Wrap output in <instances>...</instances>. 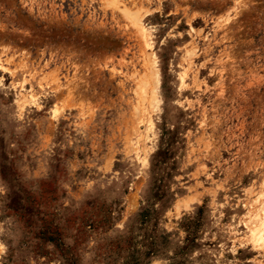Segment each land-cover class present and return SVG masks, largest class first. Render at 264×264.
<instances>
[{"label":"rangeland","instance_id":"obj_1","mask_svg":"<svg viewBox=\"0 0 264 264\" xmlns=\"http://www.w3.org/2000/svg\"><path fill=\"white\" fill-rule=\"evenodd\" d=\"M240 1L0 0V264H264V0Z\"/></svg>","mask_w":264,"mask_h":264},{"label":"bare ground","instance_id":"obj_2","mask_svg":"<svg viewBox=\"0 0 264 264\" xmlns=\"http://www.w3.org/2000/svg\"><path fill=\"white\" fill-rule=\"evenodd\" d=\"M131 15H133L136 18L138 13L137 12L136 13H132ZM228 21H230V16L225 17L223 21L219 22V25L221 26V24L223 22H228ZM151 62H152V65H154L153 66V70H151L149 72V74L147 75V78L145 77L146 79L141 80V85H140L139 89L144 94L143 95L144 100L148 97V89H151V93H152L151 97H152V100H153L152 104H156L158 95H157V87L155 85H157V83H158L157 74L159 73V70L157 69L158 67H157V64H156L155 60L152 59ZM155 67H156V69H154ZM152 78L155 81L157 80L155 85H153V82H150V80ZM180 81H181V78H179V82ZM151 147H152V145H151ZM139 164L140 163H139L138 158H137L136 159V165L134 166L133 173L139 172V170L144 167V166L143 167L140 166ZM252 239L254 240V242L258 243L259 245L264 246V216H262V218L260 219L259 223H257L255 225V227L253 229V232H252Z\"/></svg>","mask_w":264,"mask_h":264}]
</instances>
